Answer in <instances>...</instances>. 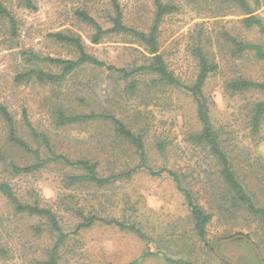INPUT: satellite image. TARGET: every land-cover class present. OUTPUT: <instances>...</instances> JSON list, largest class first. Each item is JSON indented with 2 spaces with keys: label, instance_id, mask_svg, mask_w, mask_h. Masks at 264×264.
Returning a JSON list of instances; mask_svg holds the SVG:
<instances>
[{
  "label": "rangeland",
  "instance_id": "1",
  "mask_svg": "<svg viewBox=\"0 0 264 264\" xmlns=\"http://www.w3.org/2000/svg\"><path fill=\"white\" fill-rule=\"evenodd\" d=\"M16 22L13 32L7 19L0 17V104L4 105L15 122L17 136L32 149L37 148L26 127L23 114L37 133L47 137L50 151L71 161L87 159L98 165L106 176L134 167L138 160L134 149L118 138L108 123L91 121L60 126L56 111L66 115L110 113L128 127L146 133L145 149L150 165L157 169L163 158L157 143L166 146L168 163L176 168L195 165L203 157L200 150L187 142V135L197 133L196 107L186 93L172 88L147 95L145 88L132 95L127 83L105 69L84 66L60 83L43 85L38 82H19L17 77L29 70L57 73L37 58L76 60L69 46L50 38L54 33L77 35L86 50L106 65L127 68L147 61L144 47L109 35L99 45H92L89 26L73 16V8H86L104 28L105 10L109 0H32L35 10L21 7L17 0H0ZM173 4L177 11L167 15L159 28V53L180 81L189 84L198 73L192 47L203 46L216 70L210 74L204 93L209 99L210 118L233 164L239 181L264 208V122L257 134L252 133V103L264 100L258 92L236 93L226 90L227 84L238 79L264 82V61L253 51L239 53L224 37L225 33L243 43L264 48V28L247 26L244 20L254 16L264 25V0H245L250 14L239 6L219 0H161ZM123 24L147 32L155 17L153 0H119ZM8 128L0 118V151L7 162H0V183H8L20 201L33 203L34 197L50 205L101 203L113 215L132 206L131 213L143 225L151 241L114 227L95 224L71 236L60 252V264H167L160 254L172 260L184 259L192 264H227L218 253L236 264H260L247 242L232 239L248 236L257 245L264 261V225L244 211L226 213L211 210L204 199L200 205L212 214L208 226L207 247L189 239L190 218L183 197L168 177L155 178L140 172L127 182L110 189L94 192L89 189L68 188L64 178L75 173L67 167L50 163L44 169L13 176L8 161L25 167L36 163L33 155L24 153L7 140ZM41 157H50L45 146L39 145ZM127 203L128 206L125 205ZM130 209V208H129ZM76 222L65 216L67 232ZM35 218L16 214L0 194V264H34L45 259L44 253L53 241L39 234L35 227L42 224ZM158 248V249H157ZM147 252L152 255H147Z\"/></svg>",
  "mask_w": 264,
  "mask_h": 264
},
{
  "label": "trees",
  "instance_id": "2",
  "mask_svg": "<svg viewBox=\"0 0 264 264\" xmlns=\"http://www.w3.org/2000/svg\"><path fill=\"white\" fill-rule=\"evenodd\" d=\"M21 7L35 10L32 0H17ZM220 1V0H219ZM226 3H233L239 6L247 14L250 9L245 0H221ZM155 6V17L153 23L147 32H142L129 28L123 24L122 10L119 0H109V9L105 10V22L110 27L104 29L97 20L92 17L86 8L79 6L73 8V16L81 23L89 26L93 33L90 35L92 45H99L104 37L113 35L121 36L125 40L136 43L146 50L147 61L140 65H134L127 68H116L112 65H106L95 56L87 52L81 38L77 35H67L65 33H54L50 35L56 43L69 46L76 52V60H65L59 58H37V61L47 64L49 68L56 69L57 73L44 72L43 70H29L17 77L19 82L36 81L40 84H56L62 82L67 76L74 73L77 69L84 66H92L110 71L127 83L126 91L135 95L140 87L147 91V95L159 92L166 88H172L186 93L194 102L196 107V120L199 126L197 133L187 135V142L196 146L203 157L195 165L185 164L184 167L176 168L168 163L166 146L163 143H157L158 153L163 158V165L157 169L153 168L148 159L144 140L146 133L138 128L128 127L124 122L110 113H90L66 115L63 111H56L57 123L60 126L76 125L91 121H102L108 123L114 134L125 141L134 149V154L138 163L131 168H125L117 173H110L103 176L98 171V165L87 159H77L74 161L60 155H54L50 151L47 137L37 133L31 126L24 113L23 118L26 127L31 136L36 140L37 148L32 149L22 138L17 136L15 131V122L7 110L0 104V118L8 128L7 140L18 150L33 155L36 163L20 167L13 162L8 161L7 165L13 176L29 175L44 169L50 163L62 165L75 173H67L65 182L68 188L73 191L78 189H89L94 192H100L102 189H110L121 182L130 181L134 175L145 172L151 177H168L172 180L176 191L183 197L190 218L189 239L193 246L195 243L203 244L207 247L208 226L212 220V214L207 212L200 205V200L204 199L210 203L211 210H220L231 213L234 210L244 211L254 219L264 225V208L255 204L253 197L246 191L245 187L239 181L233 164L226 149L219 137V131L213 128L210 118L209 99L204 93V86L217 66L211 62L208 53L203 51V46L192 47V54L197 60L198 73L191 83L185 84L178 79L172 71L168 69L167 64L159 53V28L161 22L167 15L173 14L177 8L173 4H164L161 0H153ZM0 17L7 19L14 32L16 22L11 12L0 1ZM247 26H257L262 31L263 22L254 16L244 20ZM226 40L235 46L237 52L253 51L255 56L264 61V48L260 45L243 43L235 37L224 34ZM226 90L236 93L258 92L264 94V82H254L238 79L227 84ZM252 133L259 132L261 124L264 122V100L252 103ZM39 145L45 146L50 157H41ZM0 162H7L6 157L0 151ZM0 194L6 199L8 205L12 207L16 214L25 215L29 218H35L43 221L42 224L35 227L39 234H46L53 241L51 247L45 250V259L36 261L34 264H60L62 248L66 245L71 236H76L83 229H88L95 224L114 227L122 232L133 234L144 241H151L149 235L143 228V225L129 213L134 212V207L122 208L117 216L113 215V209L104 210L101 203H74L75 196L69 195L73 203L48 204L34 197L33 203H24L16 196L13 188L6 182L0 183ZM126 206L127 203H125ZM130 208V209H129ZM133 208V209H132ZM70 215L76 222L73 225V231L67 232L64 218ZM250 239L248 236H244ZM242 240V239H241ZM257 247V245H255ZM158 249V248H157ZM1 252V250H0ZM2 253V252H1ZM152 253L147 252V255ZM160 254L167 264H192L191 262L178 259L172 260L169 257Z\"/></svg>",
  "mask_w": 264,
  "mask_h": 264
},
{
  "label": "water",
  "instance_id": "3",
  "mask_svg": "<svg viewBox=\"0 0 264 264\" xmlns=\"http://www.w3.org/2000/svg\"><path fill=\"white\" fill-rule=\"evenodd\" d=\"M235 239H242V240H244L245 242H247V243L249 244V246H250V247L253 249V251L255 252V254H256L258 260L260 261V264H264V261H263L261 255H260L259 250L257 249V247L255 246V244H254L250 239H248V238H246V237H244V236H242V235H237V236L233 237L232 239H227V240H224V241H222V242H223V243H227V242H229V241H231V240H235ZM214 253H215V255L217 256L218 259H220V260L226 262L227 264H236L235 262H233V261H231V260H229V259H226V258L222 257V256L218 253L217 247H215V249H214Z\"/></svg>",
  "mask_w": 264,
  "mask_h": 264
}]
</instances>
